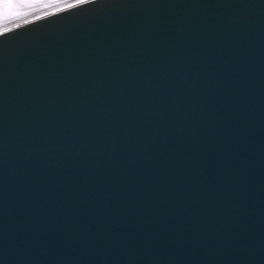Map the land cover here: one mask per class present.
<instances>
[{
	"label": "water",
	"instance_id": "obj_1",
	"mask_svg": "<svg viewBox=\"0 0 264 264\" xmlns=\"http://www.w3.org/2000/svg\"><path fill=\"white\" fill-rule=\"evenodd\" d=\"M54 10L0 31V264H264V0Z\"/></svg>",
	"mask_w": 264,
	"mask_h": 264
},
{
	"label": "rangeland",
	"instance_id": "obj_2",
	"mask_svg": "<svg viewBox=\"0 0 264 264\" xmlns=\"http://www.w3.org/2000/svg\"><path fill=\"white\" fill-rule=\"evenodd\" d=\"M80 0H8L0 5V31L16 23L40 16Z\"/></svg>",
	"mask_w": 264,
	"mask_h": 264
},
{
	"label": "snow or ice",
	"instance_id": "obj_3",
	"mask_svg": "<svg viewBox=\"0 0 264 264\" xmlns=\"http://www.w3.org/2000/svg\"><path fill=\"white\" fill-rule=\"evenodd\" d=\"M8 0H0V3H7Z\"/></svg>",
	"mask_w": 264,
	"mask_h": 264
},
{
	"label": "bare ground",
	"instance_id": "obj_4",
	"mask_svg": "<svg viewBox=\"0 0 264 264\" xmlns=\"http://www.w3.org/2000/svg\"><path fill=\"white\" fill-rule=\"evenodd\" d=\"M25 21H28V20H25ZM25 21H22V22H25ZM22 22H20V23H22ZM16 24H19V23H16ZM12 26V25H11ZM11 26H9V27H11Z\"/></svg>",
	"mask_w": 264,
	"mask_h": 264
}]
</instances>
